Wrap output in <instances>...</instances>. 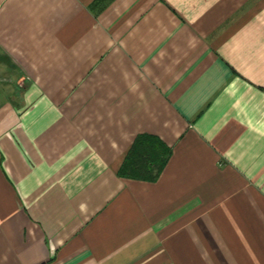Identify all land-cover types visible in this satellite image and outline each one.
<instances>
[{
	"label": "crops",
	"instance_id": "1",
	"mask_svg": "<svg viewBox=\"0 0 264 264\" xmlns=\"http://www.w3.org/2000/svg\"><path fill=\"white\" fill-rule=\"evenodd\" d=\"M0 264H264V0H0Z\"/></svg>",
	"mask_w": 264,
	"mask_h": 264
},
{
	"label": "trees",
	"instance_id": "2",
	"mask_svg": "<svg viewBox=\"0 0 264 264\" xmlns=\"http://www.w3.org/2000/svg\"><path fill=\"white\" fill-rule=\"evenodd\" d=\"M168 154L167 148L156 139L141 137L126 155L119 175L122 178L152 182L162 171Z\"/></svg>",
	"mask_w": 264,
	"mask_h": 264
}]
</instances>
